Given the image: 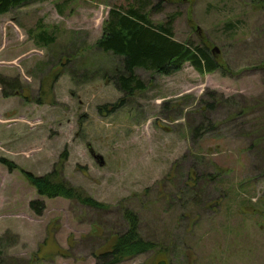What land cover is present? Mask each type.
<instances>
[{
    "label": "rangeland",
    "instance_id": "1",
    "mask_svg": "<svg viewBox=\"0 0 264 264\" xmlns=\"http://www.w3.org/2000/svg\"><path fill=\"white\" fill-rule=\"evenodd\" d=\"M160 3L33 0L0 16L4 264H97L126 212L163 249L120 264H264V0ZM131 6L155 25L176 16L175 40L227 71L139 69L145 89L126 95L123 59L96 44L110 11ZM31 178L73 197L40 196Z\"/></svg>",
    "mask_w": 264,
    "mask_h": 264
},
{
    "label": "trees",
    "instance_id": "2",
    "mask_svg": "<svg viewBox=\"0 0 264 264\" xmlns=\"http://www.w3.org/2000/svg\"><path fill=\"white\" fill-rule=\"evenodd\" d=\"M32 1L0 0V16ZM162 1L163 3L169 2V0ZM163 3H160L156 9L161 8ZM175 20L176 16H173L169 22L155 25L151 21L149 13L146 12L145 6L142 9L140 6H131L128 9L118 7L110 11L104 26L103 37L96 46L105 53H112L123 59V73L119 78L118 85L126 95L133 96L136 91L145 89V85L136 77V71L139 69L166 77L182 70L185 64H190L200 75L227 71L224 63L219 58L212 56L209 49L203 44L181 43L175 40L173 31ZM39 40L44 42V35H40ZM48 40L49 42L54 41L52 38ZM261 104L264 105V102ZM249 111L250 109L246 108L240 114L245 115ZM196 134H199V130ZM254 140L256 145L263 142L259 132L256 133ZM50 179L31 178L30 181L40 196L50 199H72V189L63 182H52ZM36 205L32 204V208L41 215L42 210L37 209ZM100 209H105V207ZM124 217L128 225L127 230L120 234L115 241L101 249L96 257L97 264H120L142 255L156 251L161 252L163 249L162 245L143 238L140 233V219L137 215L126 212ZM1 254L0 252V257ZM0 264L4 263L0 261Z\"/></svg>",
    "mask_w": 264,
    "mask_h": 264
},
{
    "label": "water",
    "instance_id": "3",
    "mask_svg": "<svg viewBox=\"0 0 264 264\" xmlns=\"http://www.w3.org/2000/svg\"><path fill=\"white\" fill-rule=\"evenodd\" d=\"M216 50V49H215ZM97 159H100L101 161H100V165L101 166H104V161H103V159L101 158V157H97Z\"/></svg>",
    "mask_w": 264,
    "mask_h": 264
}]
</instances>
